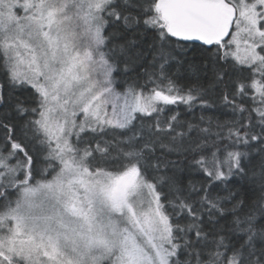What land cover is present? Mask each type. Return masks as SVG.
<instances>
[{"label":"snow or ice","instance_id":"6c2138e0","mask_svg":"<svg viewBox=\"0 0 264 264\" xmlns=\"http://www.w3.org/2000/svg\"><path fill=\"white\" fill-rule=\"evenodd\" d=\"M0 264H264V0H0Z\"/></svg>","mask_w":264,"mask_h":264}]
</instances>
